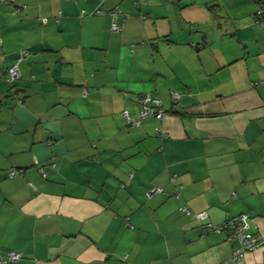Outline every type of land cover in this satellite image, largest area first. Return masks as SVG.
Returning <instances> with one entry per match:
<instances>
[{
  "label": "crops",
  "instance_id": "crops-1",
  "mask_svg": "<svg viewBox=\"0 0 264 264\" xmlns=\"http://www.w3.org/2000/svg\"><path fill=\"white\" fill-rule=\"evenodd\" d=\"M16 4L0 2L8 264H260L264 246L231 261L234 241L201 226L245 214L264 234V0ZM114 8L118 32L93 13ZM142 95L165 115L128 127Z\"/></svg>",
  "mask_w": 264,
  "mask_h": 264
},
{
  "label": "built area",
  "instance_id": "built-area-1",
  "mask_svg": "<svg viewBox=\"0 0 264 264\" xmlns=\"http://www.w3.org/2000/svg\"><path fill=\"white\" fill-rule=\"evenodd\" d=\"M119 10L114 8L108 12H104L103 10H95L93 13L95 15H108L112 18V23L110 25L111 32H118L119 27L114 22V18L117 14H119ZM253 19L260 25L264 26V8L260 7L253 15ZM26 53H19V60H21L22 56H25ZM9 81H16L18 80L19 73L16 66L11 67L8 70ZM171 99L176 101L178 99V93L172 92ZM20 103V101H18ZM137 104L139 106L138 117L136 119H131L128 117L126 112H123L122 116L125 121V125L130 126H138L143 120L153 117L155 119H161L165 112L162 109L161 101L158 98H151L149 95H142L138 98ZM38 172L41 176H44L43 168H39ZM16 175V171L10 170L7 172V176L11 177ZM161 190L154 188L150 190L147 196L152 194L160 193ZM200 216V215H198ZM203 216L201 215L200 218ZM207 228H210L211 231L218 233L220 231H224L227 235V238L233 240L235 242V250L232 253L231 261H238L240 260L246 252L254 251L257 248H261L264 246V234H261L259 231L258 233H254L253 230H257V224L254 220H249L246 215H240L231 218V220H227V222L220 226H211L207 225ZM21 259L20 254L16 252H4L1 253L0 251V264H8L14 263ZM260 264H264V255Z\"/></svg>",
  "mask_w": 264,
  "mask_h": 264
},
{
  "label": "trees",
  "instance_id": "trees-1",
  "mask_svg": "<svg viewBox=\"0 0 264 264\" xmlns=\"http://www.w3.org/2000/svg\"><path fill=\"white\" fill-rule=\"evenodd\" d=\"M0 2H2V3H6L7 5H9L10 7H11V13L12 14H17V13H21V12H23L24 10H25V8H26V6L25 5H17L16 4V0H0ZM262 8H264V7H262ZM98 10V9H97ZM113 10V9H112ZM105 12V11H104ZM26 53V55L25 56H22L21 57V60H19V62L17 61L18 60V56H19V54L17 55V57L18 58H16V60H15V62H16V64L14 65V66H18L19 64L18 63H20L23 59H25L26 57H28V55H29V53H28V51L27 50H21V51H19V53ZM18 64V65H17ZM11 67H9V68H7L6 69V80H7V82L10 84V86H11V88L13 87V84L16 82V81H18V80H16V81H12V82H10L9 81V75H8V70L10 69ZM17 70H18V68H17ZM18 73H19V71H18ZM19 77H20V74H19ZM140 97V96H139ZM150 118V117H149ZM161 190V189H160ZM160 193H162V190H161V192ZM180 210H182L183 212H185V213H190V210H189V208H187V206H181V208H180ZM195 215V214H194ZM240 215H245V214H240ZM240 215H237V216H240ZM247 216V218L249 219V220H254V218H252V217H250V216H248V215H246ZM236 217V216H235ZM233 218V217H232ZM227 220H231V218L230 219H227ZM227 220L226 221H224L223 223L225 224L226 222H227ZM223 223H221V224H218V225H212V224H202V228H203V230H206L207 232H209V233H215V232H213V231H211L210 230V228H207L206 226L207 225H211V226H220V225H222ZM205 231V232H206ZM252 231H254V233H258V229L257 230H253L252 229ZM219 233H225L224 231H220V232H218V233H215V234H219ZM226 234V233H225ZM235 243V242H234Z\"/></svg>",
  "mask_w": 264,
  "mask_h": 264
},
{
  "label": "rangeland",
  "instance_id": "rangeland-1",
  "mask_svg": "<svg viewBox=\"0 0 264 264\" xmlns=\"http://www.w3.org/2000/svg\"><path fill=\"white\" fill-rule=\"evenodd\" d=\"M15 83H17V81Z\"/></svg>",
  "mask_w": 264,
  "mask_h": 264
}]
</instances>
